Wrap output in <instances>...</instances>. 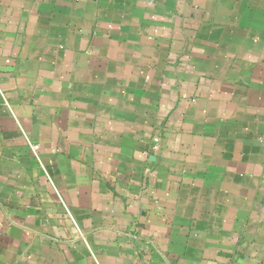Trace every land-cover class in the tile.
Masks as SVG:
<instances>
[{"label":"crops","instance_id":"obj_1","mask_svg":"<svg viewBox=\"0 0 264 264\" xmlns=\"http://www.w3.org/2000/svg\"><path fill=\"white\" fill-rule=\"evenodd\" d=\"M0 264H264V0H0Z\"/></svg>","mask_w":264,"mask_h":264},{"label":"built area","instance_id":"obj_2","mask_svg":"<svg viewBox=\"0 0 264 264\" xmlns=\"http://www.w3.org/2000/svg\"><path fill=\"white\" fill-rule=\"evenodd\" d=\"M39 145L38 144H31V149L34 153H36V151L38 150Z\"/></svg>","mask_w":264,"mask_h":264}]
</instances>
